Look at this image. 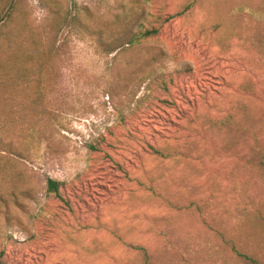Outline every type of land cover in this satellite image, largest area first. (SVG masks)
Returning a JSON list of instances; mask_svg holds the SVG:
<instances>
[{"label":"rangeland","instance_id":"obj_1","mask_svg":"<svg viewBox=\"0 0 264 264\" xmlns=\"http://www.w3.org/2000/svg\"><path fill=\"white\" fill-rule=\"evenodd\" d=\"M249 9L264 0L0 1V25L26 34L30 98L42 71L24 129L0 133L3 264H132V245L154 264H248L233 248L264 264V183L250 172L264 51Z\"/></svg>","mask_w":264,"mask_h":264},{"label":"trees","instance_id":"obj_2","mask_svg":"<svg viewBox=\"0 0 264 264\" xmlns=\"http://www.w3.org/2000/svg\"><path fill=\"white\" fill-rule=\"evenodd\" d=\"M1 1V0H0ZM186 6L185 10H188ZM245 6H241L240 9L243 10ZM181 13L177 14L180 15ZM249 16L256 24V30L254 33V38L252 44L254 48H260L259 51H264V9L252 10L249 9ZM8 17L10 14L8 13ZM75 20V17H72ZM8 21L7 23H2L0 28H6L5 37H3V42L0 43V105L7 108V111H0V133H16L17 131H22L26 125L25 117L28 115V112L35 110L33 103L41 102L42 90L39 87L41 84L42 71L41 68H33L32 72V82L35 83L36 88L32 91L31 98L28 97L27 93V82L30 71L26 67V55L25 50L22 49L21 44L17 48L19 34H25V31L22 29H16L17 22ZM10 23V26H9ZM3 31V30H1ZM0 31V38L3 33ZM17 31V32H16ZM156 34V30L145 31L141 36L146 38L148 36ZM26 35V34H25ZM14 48V49H12ZM22 49V50H21ZM118 48L109 49L108 52L111 54L113 51H116ZM21 50V51H20ZM20 51L21 54L18 52ZM17 53V54H16ZM19 56L18 59L14 60V56ZM40 66V65H39ZM238 90L242 93L254 96L256 90L252 83H242ZM32 103V105H28ZM12 104L18 105L20 107L21 115L17 120H14L13 115L10 112V107ZM33 109V110H32ZM22 133V132H21ZM155 153L159 154L160 152L156 151ZM254 166H250L252 177L253 175L259 177L264 183V154L262 152H254ZM253 165V164H252ZM59 186L60 183L53 179H47L46 187L47 192L54 195H59ZM221 241L225 244H229L225 241V237L219 234ZM134 251H136L135 258L138 256L139 260L137 262L132 261V264H154L151 260L148 252L140 246H130ZM234 253L237 257L248 264H259L254 258L247 256L246 254L238 252L236 248H233ZM2 259V252H0V264Z\"/></svg>","mask_w":264,"mask_h":264}]
</instances>
